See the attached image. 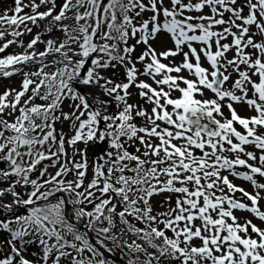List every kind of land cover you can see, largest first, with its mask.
Wrapping results in <instances>:
<instances>
[{"label": "snow or ice", "instance_id": "snow-or-ice-1", "mask_svg": "<svg viewBox=\"0 0 264 264\" xmlns=\"http://www.w3.org/2000/svg\"><path fill=\"white\" fill-rule=\"evenodd\" d=\"M13 2L0 264H264V0Z\"/></svg>", "mask_w": 264, "mask_h": 264}, {"label": "rangeland", "instance_id": "rangeland-1", "mask_svg": "<svg viewBox=\"0 0 264 264\" xmlns=\"http://www.w3.org/2000/svg\"><path fill=\"white\" fill-rule=\"evenodd\" d=\"M37 2H39V0H37ZM61 3H62V0H57V5L58 6ZM12 7H14L13 0H0V13H2L5 9L12 8ZM39 10L40 11H44L46 9L44 7H41ZM58 10H59V7L57 8V11ZM25 11L27 12L29 10L28 9H25ZM68 15H70V13ZM33 28H36V27H33ZM42 39H44V37H42ZM27 41H30V38H27ZM0 43H3V42H0ZM167 47H171V45L170 44H166V45H156L157 51H163ZM37 48L39 50H44V46L43 45L40 46V44L37 45ZM20 51H21V49L18 48V47H16L14 45V46L10 47L9 49H7L4 54H0V56L7 55V54L13 53V52H20ZM139 51H140V49L138 48L137 49V53ZM176 59L179 61L180 58L177 57ZM164 62L167 63V61H164ZM137 67H139V65H137ZM113 78L116 79L117 82H119L121 79H123V70L122 69L118 70L117 75L115 77H113ZM140 79H146V78L145 77H140ZM148 82L151 83L150 80ZM20 83H21V76H19V75L14 76V77L9 78V79L0 80V93H2L5 90V88H7V87H12V88L19 89L20 88ZM227 86L228 85H226V87ZM131 91L133 92V98L132 99L133 100L138 99L136 97V95H135L136 90L133 88ZM207 95L209 97H211L212 96V93L209 92ZM39 102L40 101H37V103H39ZM68 103H69L68 101H65V110H68L67 109V104ZM234 107L236 108V111L238 112V114L241 115V116H249V115H252V113L249 112L245 106H242V105H234ZM223 111H224V115L225 116H228L230 118L229 113H228V110H227L226 107L223 109ZM56 127H57V130L58 131H60L61 129H63V131H65V132L68 131V125H67V123H65L63 125L57 124ZM237 127H239V126H237ZM79 147L82 148L83 145L81 144V145H79ZM130 150L131 151H134V149H130ZM93 151H90L89 152V155L90 156L93 154ZM45 163H47V162H45ZM240 170L243 171L242 169H240ZM50 171H54V170L53 169H50ZM223 174L224 175H227V173H223ZM69 178H71V177H69ZM229 179L232 181V183H234L235 185H237L239 187L244 188L246 191H249V192H253L254 191V189L251 187V185H250L249 182L241 181L240 179H236V178H233L231 176L229 177ZM259 182H264V179H260ZM0 186H4V185H0ZM17 190L18 191H22L19 188ZM262 195H264V193H262ZM235 198L242 199V202L247 203V204H250V202L247 201L246 198H242L241 197V194L240 193H236L235 194ZM161 199H162V197H156V198H154V203H155L156 200H161ZM259 207H260L261 211H264V200H261L260 201ZM158 210L163 211L164 208H159ZM19 214H24V209H20V213ZM5 215H7V214H5ZM234 215L238 218V220H239L240 223H243L245 219H251L254 224H256L257 226H259L261 228H264V222L259 221L258 219H256L255 217H253L250 213L242 212V211L237 210V211L234 212ZM5 247H6V245H5ZM36 250L37 249L34 248V247H32V248L29 249V251H36Z\"/></svg>", "mask_w": 264, "mask_h": 264}, {"label": "bare ground", "instance_id": "bare-ground-1", "mask_svg": "<svg viewBox=\"0 0 264 264\" xmlns=\"http://www.w3.org/2000/svg\"><path fill=\"white\" fill-rule=\"evenodd\" d=\"M55 14V13H54ZM70 15H71V13H70ZM47 23V21H45V22H42L41 23V27L40 28H33V32L31 33V34H26L24 37H22V39H23V41H24V43L26 44L28 41H27V38H30V40L32 39V37L36 34V33H38V32H42L43 31V26H44V24H46ZM65 23H71V21H65ZM41 29V30H40ZM44 37V40H47V39H49V38H51V39H53V40H60V39H62L63 37H62V34L61 33H59V32H56V31H54L53 33H51V34H49V35H46V36H43ZM41 45H43L44 46V44H40V46ZM37 47V46H36ZM45 47V46H44Z\"/></svg>", "mask_w": 264, "mask_h": 264}]
</instances>
